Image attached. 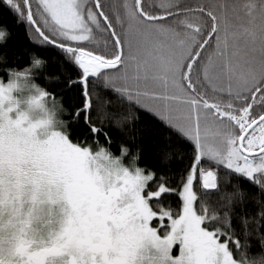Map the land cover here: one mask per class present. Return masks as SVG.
Returning a JSON list of instances; mask_svg holds the SVG:
<instances>
[{
	"label": "snow or ice",
	"instance_id": "obj_1",
	"mask_svg": "<svg viewBox=\"0 0 264 264\" xmlns=\"http://www.w3.org/2000/svg\"><path fill=\"white\" fill-rule=\"evenodd\" d=\"M0 264H264V0H0Z\"/></svg>",
	"mask_w": 264,
	"mask_h": 264
}]
</instances>
